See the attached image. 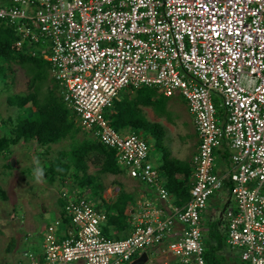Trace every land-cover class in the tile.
<instances>
[{
	"label": "built area",
	"instance_id": "obj_1",
	"mask_svg": "<svg viewBox=\"0 0 264 264\" xmlns=\"http://www.w3.org/2000/svg\"><path fill=\"white\" fill-rule=\"evenodd\" d=\"M0 20L15 25L18 48H39L78 126L159 200L170 194L147 141L116 132L106 109L128 89L180 95L200 139L188 203L166 219L146 203L125 239L104 235L107 215L93 200L63 191L73 229L60 239L62 220L48 228L46 264H126L163 245L180 264H207L202 214L223 190L229 247L264 264V0H0ZM225 145L221 175L215 151Z\"/></svg>",
	"mask_w": 264,
	"mask_h": 264
},
{
	"label": "trees",
	"instance_id": "obj_2",
	"mask_svg": "<svg viewBox=\"0 0 264 264\" xmlns=\"http://www.w3.org/2000/svg\"><path fill=\"white\" fill-rule=\"evenodd\" d=\"M14 27L15 25L11 21L0 20V96L10 90V81L15 73L14 66L25 71L29 79V93L9 95L6 99L8 107L16 109L17 116L16 118L9 117L8 123L3 122L5 130L0 135V157L7 160L6 167L13 170L10 160V155L13 152L12 147L36 142L44 147L48 154L52 146L70 137L73 140L71 151H58L48 164L45 163L43 176L48 178L50 183H60L63 187H66L67 180L72 179L78 187V196L86 197L88 195L93 200V205L98 210L104 211L101 205L105 202L102 197L105 186L101 183L99 175L119 176L124 173L123 168L117 163L116 152L97 141L84 136L81 139L77 137L79 134H83V131L78 127L73 112L55 94V91H58L57 83L54 90L48 89L42 96L43 85L50 81V65L42 58L27 54L26 49L16 46L19 37ZM131 94H135V96L132 98ZM125 95L116 99L114 103L113 114L109 117L112 127L120 134L129 131H147V134L153 137L155 145L160 147L164 129L160 125L146 120L141 109L160 104L156 90L141 88L133 92L128 91ZM217 108L221 114L222 109ZM163 157L164 165L160 170L167 177V188L174 197L180 200V205H183L191 197L190 164L170 156L171 159L166 154ZM90 163L98 168L99 175L89 173ZM177 173L184 174L183 180L175 178ZM226 186L231 187L230 183H227ZM8 199L7 191L0 186V201L6 202ZM59 200L64 225L66 229H73L70 218L65 215V203L62 198ZM129 201L131 198L128 195L121 194L116 202L106 205V212H104L108 219L101 225L106 237H110L109 226L111 225H118L121 229L128 227V218L123 214ZM227 206L229 205H225L224 208ZM51 225L46 229V238ZM219 225H222V222L211 224L204 239V258L207 264H223L224 262L221 258H224L223 251L227 247L228 236L220 232ZM138 257V254L135 255L133 260Z\"/></svg>",
	"mask_w": 264,
	"mask_h": 264
},
{
	"label": "rangeland",
	"instance_id": "obj_3",
	"mask_svg": "<svg viewBox=\"0 0 264 264\" xmlns=\"http://www.w3.org/2000/svg\"><path fill=\"white\" fill-rule=\"evenodd\" d=\"M14 69L15 73L10 81V90L5 91L0 96V135L5 130L3 122L8 123L9 117L16 118L17 116L16 109L8 107L6 103L7 97L13 94L29 93V79L25 71L18 66H14ZM55 85L56 82L53 80L46 82L41 90L42 96L45 95L48 89L54 90ZM128 91L131 92L128 89L122 92L119 97L126 96L125 93ZM55 94L58 97L61 96L59 90L55 91ZM131 95L134 96L135 94ZM159 99L160 104H156L155 107L149 110L147 109L146 111L148 112H144L143 115L151 123L163 127L164 134L161 146L158 147L154 144L153 138L149 137L147 131L127 132V134H138L139 137L147 141L150 147L151 162L156 167L162 163L161 159L164 154L171 158L174 154H178L181 148L188 150L185 144H189L190 141L192 142L191 131L193 128L192 116L189 114L187 103L182 96L177 95L172 98L161 96ZM110 112H113V108L106 109L107 117H110ZM7 125L10 126L9 124ZM83 136L90 140L94 139L93 134L87 132H83V134L81 133L77 137L81 139ZM72 143L73 140L68 137V139L58 145L51 147L48 154L45 148H39L36 145L34 146V144L31 145V149L26 144L12 147L13 152L10 155V160L13 158L16 160L13 170L8 169L6 167L8 161L0 157V186L7 191L9 197L6 202L0 201V264H32L31 257L39 254L36 248L42 250V245L45 243L44 235L41 234L35 238L32 235L29 239L26 235L28 233L27 229H22L24 226L21 225L32 220L36 225L45 223L47 227L46 224L52 223L55 220L52 211L60 203L61 190L65 188L60 183H50L48 178L43 176V168L45 163L48 164L57 155L58 151H71ZM179 155H185V152L181 151ZM89 173L99 175L98 168L92 163L89 164ZM99 178L101 183L106 187V191L102 192V195L107 198H113L117 193L120 194L125 187L129 188L131 186V182L123 183L124 188H122V185H116V181L121 182L116 176L99 175ZM117 188L119 189L117 190ZM66 190L73 193L72 188ZM87 198L91 199L88 195ZM226 198V192L223 190L219 198L213 197L210 199L208 203L209 211L205 212L202 217L206 216L205 219H209V216L212 215L214 222L218 218H221L225 212L223 201ZM222 226L224 228L219 229L220 232L225 235L226 232L228 234V225L226 227L225 220ZM31 244H34L35 247L33 248ZM240 255L241 250L233 251L227 246L225 251H223L224 258H221V260L224 261L223 264H244L241 261ZM149 258L151 260L152 255Z\"/></svg>",
	"mask_w": 264,
	"mask_h": 264
},
{
	"label": "crops",
	"instance_id": "obj_4",
	"mask_svg": "<svg viewBox=\"0 0 264 264\" xmlns=\"http://www.w3.org/2000/svg\"><path fill=\"white\" fill-rule=\"evenodd\" d=\"M16 43H17V41H16ZM24 49H26V48H24ZM33 52H37L38 53L37 56H34L33 55ZM33 52H32V50H30V51L27 50L26 53L29 54V55H31V56H33V57H39V58H42L43 59L39 48H36ZM50 71H51V69H50ZM50 80L55 81V79L52 78L51 73H50ZM143 88H149V87H143ZM149 89H155L156 90L157 99H159L161 96L165 97L164 95H162V94L159 93V91H158L157 88H149ZM58 90H59V88H58ZM121 94H122V92H121ZM134 96H131V97L133 98ZM60 98L62 99L61 96H60ZM119 98H121V97H119ZM155 106H153V107H155ZM153 107H142L141 108L142 109V113L144 114V112L145 113L148 112L146 110L147 109L149 110L150 108H153ZM146 120H147V118H146ZM192 123H193V128H192V131L193 132L191 131L192 142L190 141L189 144L188 143L185 144V146L187 147V149L189 151L186 150V149H184V148H181L182 150L180 149L179 150V153H181V151H184L185 152V155H179V153H178V154H174L173 155V158L176 159V160L184 161V162H187V163L190 164V167H191V176H192L191 182H192V185H193V183H194V180H193L194 174H193L192 159H193V157L198 152V149H199V146H200V139H199V136H198V134L196 132V129H195V125H194L193 120H192ZM120 135L127 136V135H131V134L124 133V134H120ZM149 137L153 138L151 135H149ZM92 140L95 141V142L97 141L100 144H102L100 141H98L95 138L92 139ZM153 141H154V139H153ZM103 146H105V145H103ZM105 147H107V146H105ZM29 148L31 149V147H29ZM107 148H109V147H107ZM231 152L232 151H230L229 147L226 146V145L224 147H222L221 149L215 151V159H216L215 171H216V173H219L221 175H225L226 172L228 170H230V153ZM116 155H117V153H116ZM149 160L151 162L150 154H149ZM161 162L162 163H160V166L157 164L158 165L157 168L160 171L161 176H162L161 179H162L165 187L167 188V177L164 174V172H162L160 170L162 168V165H164V157L163 156H162ZM151 163H153V162H151ZM123 170H124V173L122 175L116 176L121 181V182L116 181L117 182L116 185H122V188H124L123 187V185H124L123 183H125V182H131L130 183L131 186L129 188L128 187H125L123 189V191L120 192V194L117 193V195L115 197H113V198H107L104 195H102V197H103V199H104L105 202L102 203L103 205H101V204L100 205L103 207L102 210H104L106 212V207H107L106 205L107 204L109 205V204H112L113 202H116L118 200L119 195H121V194L128 195L131 198V201H129V203L125 206V208H124V214H123V215H125L128 218L127 219V225H128V227L125 228V229H121L118 225L117 226H109L110 227V229H109L110 237H107V238H109V239H115V240H120V239H125V238L131 236L132 233H133V231H134L135 221L137 219H139V218L142 217L143 212H146L145 211V209L147 208L146 207V203H148L150 201L153 203L152 204L150 202L152 204L153 208H156V209L159 208V209H161V211H163L162 212L163 213L162 214V219H166L167 217H169L172 214H174V212H175L176 209H180V210L183 209L185 207V205L188 203V202H186L185 204L180 205V200H178L176 197H174L170 193V191L168 190V188H167V190L169 191V194H170L169 200L167 202H164V201L159 200L158 195H157V193H156L155 190H153L152 188H150L146 184H144V183H142V182H140V181H138L136 179L130 178V176L128 175L127 170L126 169H123ZM175 178H177L179 180H183L184 174L177 173L175 175ZM72 189H73L72 192H76V193L78 192V187L75 184H74V186H73ZM118 189L119 188H117V190ZM191 189H192V187H191ZM105 191H106V187L104 189V192ZM225 192H226V196L229 198L228 191L225 190ZM219 195H220V193L217 196H213V197L219 198ZM59 199H60V197H59ZM227 201L229 202L228 205L230 206L231 201L229 199ZM223 202H224V205H226L225 204V200ZM51 211H52V208H51ZM104 211H101V212H104ZM208 211L209 210H208V207H207V209L205 210V212H208ZM61 212H62V207H61V204L58 203L57 208L54 209V211H52L53 217H55V220L53 222H55L57 220H59V221L62 220L63 223H64L63 217L61 216ZM147 213H149V212H147ZM205 217H202V228H203V231H204V237L207 236V233L209 232V229H210V225L211 224H214L215 222H222V224H223V221H224L223 216L221 217L222 219L221 218H218L217 220H215V222L212 219L213 218L212 215L209 216V219H205ZM52 223L46 224L47 227L49 225H51ZM21 226H24V227L22 228ZM21 226H20V228H22V229L26 228L27 229L28 233H26V232L25 233L27 235V238H29V239H30V236H32V235H34V238L35 237H39L41 234L44 235V241H45V243L42 245V250L36 248V250L39 251V254H37V255L35 254V257H31V260H32V264H46V261H45V249H44V247H45V244H46V234H47L46 233L47 232L46 229H47V227L45 226V223H42L41 225H36L31 220V222L23 223ZM219 226H220L219 229L224 228L222 225H219ZM226 227H227V222H226ZM181 229H182V226L180 224H177L176 230L177 231H180ZM57 234H58V236H59L60 239H64V234H67V229H66V226L64 224H62V226L57 230ZM226 235L228 236L227 232H226ZM227 240H228V237H227ZM204 241H203V243H204ZM31 246L33 248L35 247L34 244H31ZM227 246H229L228 243H227ZM143 253L144 252L138 254L139 257ZM146 253L148 254L149 257H150V255H152L151 260L149 258V260H148V262L146 264H180V262L176 258L172 257V255L169 254V252L167 251L166 245H163V246H161L159 248H153V249L147 250ZM136 259H134V260H136ZM134 260H132L131 262L126 263V264H132V262ZM77 264H82V263L79 262Z\"/></svg>",
	"mask_w": 264,
	"mask_h": 264
},
{
	"label": "clouds",
	"instance_id": "obj_5",
	"mask_svg": "<svg viewBox=\"0 0 264 264\" xmlns=\"http://www.w3.org/2000/svg\"><path fill=\"white\" fill-rule=\"evenodd\" d=\"M177 96V95H176ZM180 96V95H179ZM167 98V97H166ZM188 109V108H187ZM189 111V110H188ZM75 116V115H74ZM75 120H76V117H75ZM77 123V122H76ZM77 125H78V123H77ZM79 127V126H78ZM80 128V127H79ZM82 130V129H81ZM83 131V130H82ZM83 132H85V131H83ZM88 133V132H87ZM34 144V146L36 145L37 147H39V148H44V147H41L38 143H36V142H32L31 144H29L28 146L29 147H31V145H33ZM58 145V144H57ZM55 146V145H54ZM53 147V146H52ZM33 148V147H32ZM14 159V158H13ZM11 163H12V160H11ZM14 168V167H13ZM66 187H64L65 189H62L61 190V194H62V192L63 191H65L66 189H68V188H73V186H74V182H73V180L72 179H69V180H67L66 182ZM78 193V192H77ZM76 193V194H77ZM78 195V194H77ZM87 197V196H86ZM60 198H61V195H60ZM65 203V202H64ZM204 239H205V237H204ZM204 247H205V245H204ZM144 253H146V252H144Z\"/></svg>",
	"mask_w": 264,
	"mask_h": 264
},
{
	"label": "water",
	"instance_id": "obj_6",
	"mask_svg": "<svg viewBox=\"0 0 264 264\" xmlns=\"http://www.w3.org/2000/svg\"><path fill=\"white\" fill-rule=\"evenodd\" d=\"M16 165V160L12 159V166L15 167ZM149 260V256L147 253H143L139 258L134 260L132 264H146Z\"/></svg>",
	"mask_w": 264,
	"mask_h": 264
}]
</instances>
